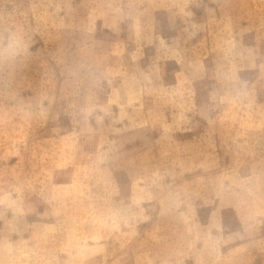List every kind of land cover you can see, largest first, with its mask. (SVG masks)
I'll return each mask as SVG.
<instances>
[{"label": "rangeland", "instance_id": "374dc122", "mask_svg": "<svg viewBox=\"0 0 264 264\" xmlns=\"http://www.w3.org/2000/svg\"><path fill=\"white\" fill-rule=\"evenodd\" d=\"M0 264H264V0H0Z\"/></svg>", "mask_w": 264, "mask_h": 264}, {"label": "clouds", "instance_id": "9594fccd", "mask_svg": "<svg viewBox=\"0 0 264 264\" xmlns=\"http://www.w3.org/2000/svg\"><path fill=\"white\" fill-rule=\"evenodd\" d=\"M7 52V50H5V53Z\"/></svg>", "mask_w": 264, "mask_h": 264}]
</instances>
